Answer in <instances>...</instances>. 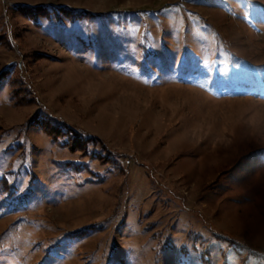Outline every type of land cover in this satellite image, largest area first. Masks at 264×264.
<instances>
[{
    "label": "rangeland",
    "instance_id": "rangeland-1",
    "mask_svg": "<svg viewBox=\"0 0 264 264\" xmlns=\"http://www.w3.org/2000/svg\"><path fill=\"white\" fill-rule=\"evenodd\" d=\"M2 74L0 264H264V0H0Z\"/></svg>",
    "mask_w": 264,
    "mask_h": 264
},
{
    "label": "trees",
    "instance_id": "trees-1",
    "mask_svg": "<svg viewBox=\"0 0 264 264\" xmlns=\"http://www.w3.org/2000/svg\"><path fill=\"white\" fill-rule=\"evenodd\" d=\"M66 10V12H67V14H75V13H71L69 10H67V9H65ZM85 15H87V13H84V12H80L79 14L77 13V14H75V15H73V18L74 17H77V18H79V17H83V16H85ZM1 78H3V74H2V76H0V79ZM13 96L16 98L17 97V95H16V93L15 92H13ZM32 123V125H37V126H40V127H42L45 131H49L50 130V128H49V126H50V123L48 122V121H45V120H42V119H38V115H36L33 119H32V121H31Z\"/></svg>",
    "mask_w": 264,
    "mask_h": 264
}]
</instances>
